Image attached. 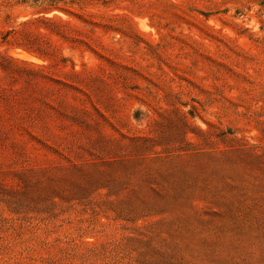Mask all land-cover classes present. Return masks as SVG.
Returning <instances> with one entry per match:
<instances>
[{
    "label": "rangeland",
    "instance_id": "obj_1",
    "mask_svg": "<svg viewBox=\"0 0 264 264\" xmlns=\"http://www.w3.org/2000/svg\"><path fill=\"white\" fill-rule=\"evenodd\" d=\"M0 264H264V0H0Z\"/></svg>",
    "mask_w": 264,
    "mask_h": 264
},
{
    "label": "bare ground",
    "instance_id": "obj_2",
    "mask_svg": "<svg viewBox=\"0 0 264 264\" xmlns=\"http://www.w3.org/2000/svg\"><path fill=\"white\" fill-rule=\"evenodd\" d=\"M18 51H19V50H18ZM18 53H19V55L21 54V55L25 56V54H24L22 51H19ZM25 53H26V52H25Z\"/></svg>",
    "mask_w": 264,
    "mask_h": 264
}]
</instances>
